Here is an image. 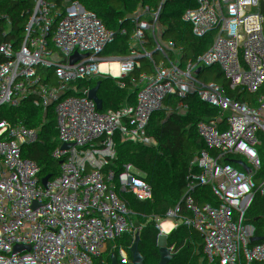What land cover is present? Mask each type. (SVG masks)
<instances>
[{"label":"built area","instance_id":"built-area-1","mask_svg":"<svg viewBox=\"0 0 264 264\" xmlns=\"http://www.w3.org/2000/svg\"><path fill=\"white\" fill-rule=\"evenodd\" d=\"M22 13V24L15 29L4 27L0 12V239L13 237L17 264H106L112 245L123 239L126 228H136L138 244L147 241L148 227L180 242L179 255L159 253L157 264H250V251L239 246V232L251 215L239 197L231 179L236 157H264V128L237 125L227 117V105L215 103L198 107L193 96L183 105L154 113L155 139L146 141L141 152L150 158L153 169L171 163L175 168L168 181L154 193L145 188L142 179L123 171L124 160L118 156L121 137L130 123L132 97L140 93L142 80L157 63L174 65L187 52L154 49L147 18L152 14L177 18L184 26H196L191 8L184 0H73L68 9L60 0H51L48 9L37 14L29 10L28 0H0ZM102 10L118 16L122 34L132 39L143 34L142 50L148 56L143 66H132L134 78L121 86V126L117 141L100 139L88 149L92 165L85 188H63L64 180L73 174L75 164L65 160L50 143L44 142L27 120L14 110L12 102L19 86H28L43 65H53L71 74L80 60L86 43H107L93 34L85 23L82 9ZM208 52V51H207ZM210 55V52H208ZM232 67H227L229 74ZM244 77L245 109L261 104L260 97L250 94L253 81ZM150 97H154L150 95ZM108 99V97H107ZM225 141L233 148L228 149ZM81 167L86 163L81 161ZM46 186L29 196L32 186ZM117 190V192L115 191ZM107 201L96 211L94 237L60 244L52 232L23 227L30 215L54 208L81 211L101 198ZM71 194L77 195L78 208L72 207ZM67 196L65 202L59 198ZM176 197L189 211L192 221L218 223L216 236L190 227L185 218L162 214L157 204ZM10 203V215L5 214ZM238 215V222L231 217ZM79 219L83 216L77 214Z\"/></svg>","mask_w":264,"mask_h":264},{"label":"trees","instance_id":"trees-1","mask_svg":"<svg viewBox=\"0 0 264 264\" xmlns=\"http://www.w3.org/2000/svg\"><path fill=\"white\" fill-rule=\"evenodd\" d=\"M68 9L73 0H60ZM191 8V17L196 26H184L177 18L152 14L147 18L149 35L154 49L167 45L187 53L176 64L157 63L152 73L139 85L140 93L130 102L129 117L132 125L120 139L118 156L124 160L123 171L142 179L148 192L154 193L171 177L175 163L157 170L150 165V158L141 152L146 141L154 140V113L183 105L187 97L193 96L198 107L210 108L215 97L221 93L224 76L242 81L244 77H258L250 92L260 97L258 106L244 107L247 93L226 102L227 115L237 125L249 128H264V0H184ZM51 0H28L30 11L42 14ZM4 14V27L15 29L22 24V13L0 3ZM90 31L105 39L107 43H86L80 51V60L71 74L53 65H43L28 86H19L12 106L38 133L41 139L54 145L66 161L75 164V170L64 182L63 188H85L92 157L88 149L100 139L117 141L121 117L116 104L122 98L121 86L135 76L132 66H143L148 56L142 50L143 34L127 39L117 22L118 16L102 10L82 9ZM207 42L212 62H204L200 41ZM227 67L232 71L227 74ZM153 95L154 97H150ZM108 97V99H107ZM228 149L233 146L225 141ZM84 161L85 167L80 163ZM232 182L251 215L239 232V246L250 251V264H264V157H236L231 173ZM101 198L87 208L76 211L54 208L30 215L32 221L24 228L43 229L44 223L56 216L57 230L61 233L60 244L92 238L97 223L96 211L107 201ZM5 214L10 215V203ZM4 201L0 199V206ZM163 214H174L185 218L188 225L216 236L221 224L192 221L189 211L178 198L164 199L158 203ZM77 214L83 216L79 219ZM136 228H126L123 239L112 245L106 264H157L159 253L179 255L180 242L172 239L153 226L143 233L144 245L138 244ZM0 264H17L13 237L3 242L0 239ZM223 264V263H219Z\"/></svg>","mask_w":264,"mask_h":264},{"label":"rangeland","instance_id":"rangeland-1","mask_svg":"<svg viewBox=\"0 0 264 264\" xmlns=\"http://www.w3.org/2000/svg\"><path fill=\"white\" fill-rule=\"evenodd\" d=\"M260 75L261 72H264V68L255 69ZM257 78V77H252ZM226 83L221 89V93L215 97V102L225 104L227 101L237 97L244 89V84L242 81L234 79L228 75L224 76ZM117 192V190H115Z\"/></svg>","mask_w":264,"mask_h":264},{"label":"water","instance_id":"water-1","mask_svg":"<svg viewBox=\"0 0 264 264\" xmlns=\"http://www.w3.org/2000/svg\"><path fill=\"white\" fill-rule=\"evenodd\" d=\"M208 0H204V2L206 3ZM200 48H201V55H202V59L204 62H208L211 63L212 62V57L208 54L207 52V42L204 38H201L200 41ZM46 188V186H37L34 185L30 188L29 190V196H33L35 195L37 192L42 191ZM58 220V216H56L53 220H51L48 224H47V230L49 232H52L53 235L56 238L57 242H61V233L57 230L56 228V223ZM232 221L238 222L239 217L238 215H234L231 217Z\"/></svg>","mask_w":264,"mask_h":264},{"label":"bare ground","instance_id":"bare-ground-1","mask_svg":"<svg viewBox=\"0 0 264 264\" xmlns=\"http://www.w3.org/2000/svg\"><path fill=\"white\" fill-rule=\"evenodd\" d=\"M71 202H72V207L73 208H78V203H77V195L76 194H71V196L69 197ZM67 199V196L62 195L59 198L60 202H65V200Z\"/></svg>","mask_w":264,"mask_h":264},{"label":"crops","instance_id":"crops-1","mask_svg":"<svg viewBox=\"0 0 264 264\" xmlns=\"http://www.w3.org/2000/svg\"><path fill=\"white\" fill-rule=\"evenodd\" d=\"M225 83H226V81L224 80L223 85H224ZM227 102H228V101H227ZM215 103H218V102H215ZM227 117H230V116L227 115ZM157 208H158V204H157ZM158 211H159L160 213H162L161 210H158ZM162 214H163V213H162Z\"/></svg>","mask_w":264,"mask_h":264}]
</instances>
